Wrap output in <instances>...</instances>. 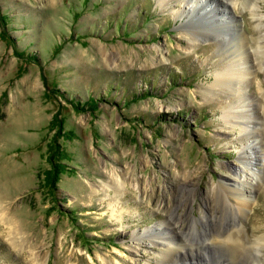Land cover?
I'll list each match as a JSON object with an SVG mask.
<instances>
[{"label":"rangeland","instance_id":"rangeland-1","mask_svg":"<svg viewBox=\"0 0 264 264\" xmlns=\"http://www.w3.org/2000/svg\"><path fill=\"white\" fill-rule=\"evenodd\" d=\"M205 1L222 22L183 21L182 0H0V264H264V161L244 216L217 185L264 159V18ZM232 65L239 99L217 86ZM171 230L186 248L163 260Z\"/></svg>","mask_w":264,"mask_h":264},{"label":"bare ground","instance_id":"bare-ground-1","mask_svg":"<svg viewBox=\"0 0 264 264\" xmlns=\"http://www.w3.org/2000/svg\"><path fill=\"white\" fill-rule=\"evenodd\" d=\"M158 1L162 5V7L166 5L167 1L169 2V0H158ZM182 1H183V8L178 9L175 12L177 14L176 17L181 18L183 21H187L189 19V17H191V12L195 8H198V6H199V8H198L199 11L202 14H204L207 17V19H210L211 21H216V22L217 21L222 22L223 20L221 19V16H223V14L226 15L229 11V9L227 8V2H225V4H226V5H224L225 11L221 14L219 19L218 18L216 19L214 14L211 11V5L210 4L207 5V3L205 4V2H206L205 0H182ZM237 3L244 8H248L250 10V12L256 18V21H260V23H261V20L264 18V16L261 15L260 13H258V10H259V8H261V6L258 4L257 0H233V2L231 4L236 5ZM259 25L260 24H257L258 27H259ZM203 33H205V35H203ZM213 33L214 32H212V30H210L208 27L207 28H199L195 31V33L193 35L189 34L190 36L188 37V40L191 42H194L199 37L208 38V39L213 37V38L218 39V36H220V34H216V33L213 34ZM227 37H228V34L226 32H223L221 34V37L219 40H226ZM240 38L244 39V34L240 35ZM238 46H240V45H238ZM220 47L222 49H224L225 52L228 53L227 48L229 46L227 44H224L222 46L220 45ZM258 47H261V46L258 45ZM254 52H255V49H254ZM237 53H239V52H237ZM240 59L243 60V57L242 58L240 57ZM217 76L219 78L218 79V85H217L218 88H221L222 91L229 90L228 92L231 95L236 96L237 99H239V97L241 98V95H242V97H245V93H244L245 92L244 91L245 85H244L243 81L246 80V76L244 75L243 70H241V68H238L237 66L232 65L229 67V69H226V70L219 72L217 74ZM213 93L214 92H210V94H213ZM232 108H234V106L231 103H229L228 111L224 110L223 114H222L225 121L229 122V124L231 123L230 128L237 126L240 133H248L250 135H253L254 139L251 141V143L255 146L257 144L259 145V141L263 142V136L261 135V133L259 131L260 127L256 125L259 122L257 121L258 119L254 115V113L252 112L253 114H251V113L241 114V116L238 118V110H236V109L232 110ZM243 118H244V120H243ZM241 119L243 120L242 122L239 121ZM246 120H249L250 122L247 123ZM232 123L234 124V126L232 125ZM257 136L261 137V139L260 138L258 139ZM253 148H255V147H250L251 150H250V153L248 154L249 157L247 160L242 161L243 164L241 165V167H238V169H235V170L230 169V173L227 176L228 181L221 180L217 184L219 187L218 193L223 194V196L225 197L224 202H227L228 207H230L231 205L229 206L230 203L228 202L229 200H228L227 196L230 194L236 195V199L238 200V201H236V203L238 204V207L237 208L233 207L231 209H234V211L236 210L237 212H239L243 216L245 215L246 210L248 209V207L250 206V204L252 202V200L249 199V197H245V195H246L245 193L249 194V192L254 189L251 180L248 181L247 175H251L253 178L258 177L259 171L257 170V168L253 169L251 167L252 166L256 167L257 163H261L260 161H264V159H260L258 157V155L255 154V152L252 150ZM115 181H116V187H114L113 189L115 191H119L123 185L121 183L120 177L116 176ZM247 184H248V186H246ZM226 199L228 201H226ZM111 216H113V213H111ZM224 231H222V230L221 231H215V232L213 231V232H211L212 234L211 233L210 234L213 235L212 237H214V239H217L216 237L218 236V242L219 243L220 242L225 243V241H227V239H231L230 235H229L231 232H228V231L224 232ZM221 232H224V233H221ZM167 233H170L172 238H170V237L166 238V237L160 236L161 238L159 237L160 238L159 241L150 242V244H152L153 246L159 245L161 247V250L159 252V257L163 260H165V259L169 260L172 257V255H175L174 253H176L180 249L186 248V245H185L186 242L185 243L183 242L185 239L183 240L179 236H176V234L173 230H171V232H167ZM154 234H155L154 235L155 238H157V234L156 233H154ZM136 239L140 240V238H136ZM207 239H209V238H207ZM212 242H215V240H213ZM170 245H172V246H170Z\"/></svg>","mask_w":264,"mask_h":264}]
</instances>
